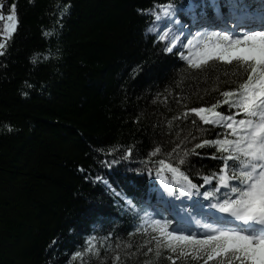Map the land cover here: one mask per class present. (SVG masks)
<instances>
[{
    "label": "trees",
    "instance_id": "16d2710c",
    "mask_svg": "<svg viewBox=\"0 0 264 264\" xmlns=\"http://www.w3.org/2000/svg\"><path fill=\"white\" fill-rule=\"evenodd\" d=\"M209 1L195 0L196 11L211 9ZM168 2L0 0V33L12 4L19 21L10 39L1 34L8 43L0 55V264H173L166 249L156 256L150 227L137 231L127 200L152 212L146 201L163 188L148 160L153 148L161 147L156 161L185 137L197 138L182 145L191 147L223 131L193 113L173 117L215 102L241 77L232 65L193 69L163 51L167 41L148 29L165 22L147 10ZM171 2L182 9L188 0ZM187 160L181 168L197 183L196 172L221 163L210 155Z\"/></svg>",
    "mask_w": 264,
    "mask_h": 264
},
{
    "label": "snow or ice",
    "instance_id": "6c2138e0",
    "mask_svg": "<svg viewBox=\"0 0 264 264\" xmlns=\"http://www.w3.org/2000/svg\"><path fill=\"white\" fill-rule=\"evenodd\" d=\"M214 6L217 19L223 20L220 5ZM228 6L235 22L221 25L203 19V14L196 11L199 5L195 0H188L180 11L190 14L194 31L180 22L178 9L171 0L147 10L156 22H165L163 26L154 23L148 29L156 33L158 40L167 41L163 51L172 53L177 49L176 54L193 69L203 70L211 62L232 65L236 69L233 75L241 77L235 88L220 92L215 102L186 107L179 116L173 117L187 119L193 113L203 125L223 131L217 132L214 138L204 136L191 147L182 145L185 140L191 143L197 138L192 136L189 140L185 137L156 161H151V157L160 154L161 147L156 146L149 154L148 160L155 163V174L164 191L174 198L170 203L180 202L175 205L179 209L177 215L158 219L155 218L158 214L137 208L127 200L140 220L137 231H147L150 227L155 233L152 240L155 241L156 256L161 255L160 249H166L167 259L173 264L179 258H191L202 264L209 261L214 264H264V22L256 27H246L244 6L239 0H232ZM4 19L0 14V20ZM261 19L264 21V16ZM7 21L0 34L10 39L19 23L15 4L11 5ZM176 24L180 27L174 28ZM5 46L6 41L0 40V55L4 54ZM223 105L228 106V111L220 110ZM191 123L195 126L196 120ZM198 130L208 131L203 127ZM204 147H212L215 152L196 151ZM131 155L129 148L125 156ZM191 155H210L221 163L207 174L196 172L195 175L202 179V183H197L188 170L181 168L189 162L187 158ZM95 180L108 183L99 175ZM193 197L198 199L193 201ZM184 198L191 204L181 207ZM93 248L90 239L85 251L91 252ZM73 255L82 257L83 253L78 251Z\"/></svg>",
    "mask_w": 264,
    "mask_h": 264
},
{
    "label": "water",
    "instance_id": "95a60500",
    "mask_svg": "<svg viewBox=\"0 0 264 264\" xmlns=\"http://www.w3.org/2000/svg\"><path fill=\"white\" fill-rule=\"evenodd\" d=\"M3 3H4V2H3ZM0 13H1L2 15H4V17H5V19H4V20H0V22H5V21H6V16H5V14H4V12L2 11L1 8H0ZM0 38H2L3 40H5V41H6V44L8 43V39H7L6 37L2 36L1 34H0Z\"/></svg>",
    "mask_w": 264,
    "mask_h": 264
},
{
    "label": "rangeland",
    "instance_id": "374dc122",
    "mask_svg": "<svg viewBox=\"0 0 264 264\" xmlns=\"http://www.w3.org/2000/svg\"><path fill=\"white\" fill-rule=\"evenodd\" d=\"M178 12H179V11H177V13H178ZM162 23H163V22H162ZM162 23H161V24H162ZM176 26H177V25H174L173 27H174V28H177ZM183 38H184V37H182V39H183ZM177 48H179V45H177ZM184 51L187 52V49H185ZM175 52H177V49H173V52H172L171 54H173V53H175ZM190 204H191V202H190L189 204H185V207L188 206V205H190Z\"/></svg>",
    "mask_w": 264,
    "mask_h": 264
}]
</instances>
